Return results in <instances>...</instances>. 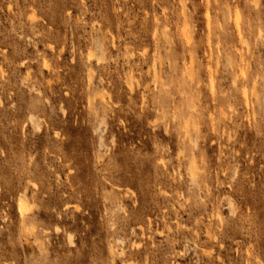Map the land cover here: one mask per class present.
<instances>
[{"label": "rangeland", "instance_id": "obj_1", "mask_svg": "<svg viewBox=\"0 0 264 264\" xmlns=\"http://www.w3.org/2000/svg\"><path fill=\"white\" fill-rule=\"evenodd\" d=\"M0 264H264V0H0Z\"/></svg>", "mask_w": 264, "mask_h": 264}, {"label": "bare ground", "instance_id": "obj_2", "mask_svg": "<svg viewBox=\"0 0 264 264\" xmlns=\"http://www.w3.org/2000/svg\"><path fill=\"white\" fill-rule=\"evenodd\" d=\"M27 208L28 206L26 200L24 198H20L18 202V209L22 216L27 213Z\"/></svg>", "mask_w": 264, "mask_h": 264}]
</instances>
